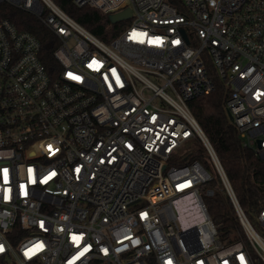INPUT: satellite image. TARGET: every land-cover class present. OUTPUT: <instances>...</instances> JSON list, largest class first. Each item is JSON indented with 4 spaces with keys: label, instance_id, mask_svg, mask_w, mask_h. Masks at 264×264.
<instances>
[{
    "label": "built area",
    "instance_id": "obj_1",
    "mask_svg": "<svg viewBox=\"0 0 264 264\" xmlns=\"http://www.w3.org/2000/svg\"><path fill=\"white\" fill-rule=\"evenodd\" d=\"M73 2L129 8L128 26L104 41L54 0H0V264H264V206H241L190 107L216 78L264 158V0ZM11 8L54 35L58 68ZM219 189L234 241L206 202Z\"/></svg>",
    "mask_w": 264,
    "mask_h": 264
},
{
    "label": "trees",
    "instance_id": "obj_2",
    "mask_svg": "<svg viewBox=\"0 0 264 264\" xmlns=\"http://www.w3.org/2000/svg\"><path fill=\"white\" fill-rule=\"evenodd\" d=\"M78 23L104 41L116 36L121 22L113 23L109 15L91 6H77L73 0H54ZM7 15L20 29L29 30L42 43L44 62L48 68H58L53 56L58 45L54 35L36 17L11 8ZM214 90L200 95L190 101V107L213 144L225 173L239 199L241 206L253 211L264 206V158L258 156L243 143L239 130L231 121L226 100L228 91L214 78ZM193 159L205 162L204 148L199 144ZM209 212L223 240L234 241L241 230L234 207L222 189L206 197Z\"/></svg>",
    "mask_w": 264,
    "mask_h": 264
},
{
    "label": "water",
    "instance_id": "obj_3",
    "mask_svg": "<svg viewBox=\"0 0 264 264\" xmlns=\"http://www.w3.org/2000/svg\"><path fill=\"white\" fill-rule=\"evenodd\" d=\"M131 15V10L128 8L124 11L118 12V13H113L109 15V19L111 22L116 23L119 20L125 19L130 17ZM229 117L232 118L231 114L229 113Z\"/></svg>",
    "mask_w": 264,
    "mask_h": 264
},
{
    "label": "rangeland",
    "instance_id": "obj_4",
    "mask_svg": "<svg viewBox=\"0 0 264 264\" xmlns=\"http://www.w3.org/2000/svg\"><path fill=\"white\" fill-rule=\"evenodd\" d=\"M121 23L123 24L122 26L124 27L128 26V21H121ZM249 214L251 215V211L249 212ZM251 220L254 222L253 218H251Z\"/></svg>",
    "mask_w": 264,
    "mask_h": 264
},
{
    "label": "snow or ice",
    "instance_id": "obj_5",
    "mask_svg": "<svg viewBox=\"0 0 264 264\" xmlns=\"http://www.w3.org/2000/svg\"><path fill=\"white\" fill-rule=\"evenodd\" d=\"M53 175H54V173H53ZM74 239H77V238H74ZM0 250H2V247H0ZM27 254V253H26ZM241 259H243V257H241Z\"/></svg>",
    "mask_w": 264,
    "mask_h": 264
}]
</instances>
